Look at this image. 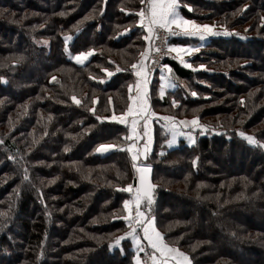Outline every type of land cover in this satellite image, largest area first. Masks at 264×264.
<instances>
[{
	"label": "trees",
	"instance_id": "trees-1",
	"mask_svg": "<svg viewBox=\"0 0 264 264\" xmlns=\"http://www.w3.org/2000/svg\"><path fill=\"white\" fill-rule=\"evenodd\" d=\"M179 4L183 17L233 35L196 43L189 63L206 70L165 61L175 89L163 98L151 81L154 111L175 99L161 115L195 116L207 126L191 145L181 139L173 147L168 130L154 127L152 149L137 161L152 169L151 215L191 264H264V149L237 135L264 143V0ZM142 6L0 0V264H133L130 240L114 243L129 230L122 217L130 195L118 189L136 184L126 128L96 117L127 109L130 65L146 45L136 23ZM89 49L84 64L71 58ZM102 143L118 147L97 152Z\"/></svg>",
	"mask_w": 264,
	"mask_h": 264
},
{
	"label": "snow or ice",
	"instance_id": "snow-or-ice-1",
	"mask_svg": "<svg viewBox=\"0 0 264 264\" xmlns=\"http://www.w3.org/2000/svg\"><path fill=\"white\" fill-rule=\"evenodd\" d=\"M141 4H145V7L142 8L139 12L136 13L137 16L140 17L136 23L143 29L147 35L143 36V39L147 42V47L141 52V59L135 63H131L130 70L132 74L137 78L135 82V90L136 95H131L133 85H129V101H131L127 109L124 110L119 115L113 113L111 116L101 117L97 116L96 119L99 121L109 120L114 121L120 124H124L128 126V135L125 137L126 140L131 141V143L126 145V150L130 154L131 159L133 161V168L138 173V180L133 187V185L129 184L122 189H118L121 191H125L131 194L132 199H125L123 201L124 211L129 213V215H125L122 218L128 222L130 231L126 232L124 236L117 237L115 240V244L119 245L121 240L125 237H131L134 246L137 249V254L132 257L133 264H141V260L139 259V252H144L145 248L141 244V239L139 234L137 233V228H139L143 232V239L147 241L148 247L153 250L151 260L152 264H191L189 257L180 251L176 247L170 246L165 242L163 235L157 230L155 226V218L151 215V206L154 201L153 189L154 185L149 180V174L151 171V166L148 164L140 163L137 164V161L140 160L141 156L147 157L149 146L147 141L145 142L143 149H141L137 145V140L141 136V133L137 130L141 121H143L144 132L143 135H148V125L149 121L155 117V113L150 111L149 104V94H148V85H149V65L145 63L148 61L149 63L159 64L158 60H154L151 58L149 53L155 52L160 55H169L171 53H176V57L179 59L185 53H191L195 49L184 46V45H170L165 44L163 48L161 46H157L155 44L156 39H158L157 32L158 30H163L166 34L174 36L178 34H182L184 36L193 37L199 36L201 40L204 39L205 33L219 34L213 32V26L209 25H200L196 24L194 21L189 20L182 15H180L178 8L180 6L179 0H140ZM187 6V5H185ZM123 10V9H122ZM191 10V9H189ZM63 15V13H61ZM85 20L90 19V17H85ZM127 31V29H125ZM71 37L65 36V42ZM47 43V41H44ZM92 49L88 51H80L78 54L72 56L71 58L77 64H84L86 60H88L89 56L93 54ZM18 60L23 59V57H18ZM181 63L184 61L181 59ZM189 66V65H186ZM160 95L163 97L165 95L166 88H174L175 84L172 82V78L170 75L166 76L164 74V70L167 69L169 73H171V68L167 64H160ZM203 67V65H201ZM128 69H120L117 67L116 71H121ZM107 76H112L113 73L104 70ZM93 78L90 76V79ZM55 76L52 77V80H55ZM103 82V81H101ZM193 96L197 95V93L193 92ZM72 102L80 105L81 100L77 99L75 95L71 97ZM93 108H89V111L94 112V106L96 104V100L92 101ZM178 101L175 99L172 100V107H176ZM241 104H243V100H241ZM25 110L27 105L24 106ZM95 114V113H94ZM48 119H51L49 116ZM163 121H165V126L168 128L171 139H169L168 143H175V137L180 134V127H188L192 126L193 130L199 128L201 130V134L207 130V126L200 125L197 117H193L190 121L183 120L177 121L173 116H162L160 117ZM187 135V134H185ZM237 135L241 136L245 139L249 144L253 146H258L264 149V143L257 141L253 136L246 135L242 131H237ZM75 139V137H73ZM35 142V141H34ZM189 142L194 143V138L189 136ZM118 147V145L113 144H100L97 148V152H106L109 149ZM66 152L68 151V147L65 146L64 149ZM121 150H124L121 148ZM11 158V157H10ZM195 161H193V165L195 166ZM25 180L28 179L27 174L24 177ZM51 182V181H49ZM134 207V215L133 212ZM6 215L5 213H0V216ZM109 247H113L112 244ZM157 253L159 255H157Z\"/></svg>",
	"mask_w": 264,
	"mask_h": 264
},
{
	"label": "crops",
	"instance_id": "crops-1",
	"mask_svg": "<svg viewBox=\"0 0 264 264\" xmlns=\"http://www.w3.org/2000/svg\"><path fill=\"white\" fill-rule=\"evenodd\" d=\"M145 7V4H143V6H142V8H144ZM141 10V9H140ZM178 11H179V8H178ZM180 13V12H179ZM181 15V14H180ZM139 19H140V17H139ZM190 20V19H189ZM192 21H194V20H192ZM195 22V21H194ZM196 24H198L197 22H195ZM201 25V24H200ZM204 25H208V24H204ZM214 32V31H213ZM206 34V35H205ZM204 34V39L203 40H201L200 38H199V36H193V37H188V36H184V35H182V34H180V36L178 37V38H176V39H173L171 42H170V45H184V46H188V47H191V48H193V49H195L194 51H192L191 53H185V54H183L179 59L176 57V53H172V58L171 59H173L174 61H176V62H178L182 67H184V68H189L190 67V63H189V59L191 58V54H194V52H196V51H198V47H199V45L198 44H201L203 41H205V39L208 37V35H212V33H205ZM178 40H182V41H185L184 43H178V42H176V41H178ZM195 41V42H194ZM196 43H198V44H196ZM147 46L145 45L144 46V49L146 48ZM144 49H143V51H144ZM142 51V52H143ZM141 59V55H140V58L138 59V61ZM181 59L184 61V63H181L180 61H181ZM186 65H189V66H186ZM164 74L166 75V76H168V75H170V73L167 71V69H165L164 70ZM160 75H161V72L159 71L158 73H150V76H149V85H148V94H149V104H150V111L151 112H153V113H155L156 115H155V117H153L150 121H149V125H148V129H149V131H148V135L147 136H144L143 135V132H144V127H143V121H141V123H140V125H139V127H138V131L141 133V136L138 138V140H137V145L141 148V149H143V146H144V144H145V142L147 141V143H148V146H149V151H148V154L150 153V151H151V149H152V146H153V136H154V127L156 126V125H158V126H161V127H163V128H165L166 130H168V128L165 126V121H163L162 119H160V117H162V116H164V115H161V114H159V113H157V112H155L154 110H153V108L151 107V100H152V98L150 97L151 96V81L153 80V79H156L157 80V83H158V87H156V93H157V96L159 97V98H163V97H161V95H160V84H161V81H160ZM136 77L134 76V81H133V89H132V92H131V95H133V96H135L136 95V90H135V82H136ZM173 82V81H172ZM174 88H166L165 89V93L166 92H169V91H172ZM131 101H129V103H130ZM128 103V104H129ZM179 121H183V120H179ZM179 121H177V123L179 122ZM120 124V123H119ZM121 125H123L125 128H126V135H125V137L128 135V131H129V129H128V126L127 125H124V124H121ZM182 128H184L183 126H181L180 127V129H179V131H180V134H178L176 137H175V143H173V144H171V146L169 145V143H168V141H169V139H171L170 137H171V134H170V132H169V130H168V141H167V144L170 146V147H173V146H175L178 142H179V140H181L182 139V135L184 134V132H183V129ZM185 129H186V127H185ZM186 131V130H185ZM127 142V144H129V143H131V141H128V140H126ZM126 144V145H127ZM191 145V144H190ZM125 149H126V146H125ZM126 152H127V150H126ZM128 153V152H127ZM147 154V155H148ZM128 155H129V157H130V159H131V156H130V154L128 153ZM143 157L144 156H141L140 157V159H143ZM139 161V160H138ZM131 162H132V165H133V161H132V159H131ZM138 163V162H137ZM130 199H132V196L130 197ZM129 199V200H130ZM141 244L142 243H144V244H147L148 245V243H147V241L146 240H144L143 239V235L141 236ZM133 244V243H132ZM134 245V244H133ZM150 248V247H149ZM135 250V249H134ZM152 250V249H151ZM136 251V250H135ZM150 251V250H149ZM137 252V251H136ZM153 253V250L152 251H150L149 253ZM152 253H151V255H152ZM158 254V253H157ZM159 255V254H158ZM139 259H141L140 257H139ZM142 260V259H141Z\"/></svg>",
	"mask_w": 264,
	"mask_h": 264
},
{
	"label": "rangeland",
	"instance_id": "rangeland-1",
	"mask_svg": "<svg viewBox=\"0 0 264 264\" xmlns=\"http://www.w3.org/2000/svg\"><path fill=\"white\" fill-rule=\"evenodd\" d=\"M189 8H190V6H189ZM191 9V8H190ZM140 11V10H139ZM201 25H204V24H201ZM215 25V24H214ZM214 25H209V26H214ZM130 27V25H128L127 27H126V29H128ZM213 31H214V33H219V34H212L211 36L210 35H208V37H210V38H218V37H229L230 38V36L231 35H233V33L232 32H228V31H231L230 29H228L227 27H225V26H219V25H215L214 27H213ZM206 35V34H205ZM214 35V36H213ZM208 37L205 39V40H207L208 39ZM197 52L198 51H196V52H194V54H197ZM199 53V52H198ZM140 54H141V52H140ZM140 54L139 55H137L136 56V61L140 58ZM193 56V54H191V57ZM135 61V62H136ZM191 65V64H190ZM193 65V66H192ZM191 65V67H190V69H194V67H195V70H197V71H199V70H206L207 69V66H206V64L204 63V62H202V61H196L194 64H192ZM201 65H203V67H201ZM197 81H201V79L200 78H195ZM180 83L181 84H183V85H186L185 84V81H181L180 80ZM133 83H131V85H132ZM203 85H207V83L206 82H203L202 83ZM191 85L190 86H188V89H190L191 90ZM175 89V88H174ZM173 91V90H172ZM128 92H129V89H128ZM193 92H195V91H193ZM196 93V92H195ZM129 95H130V92H129ZM197 95H199L198 97L200 98V97H203V98H206L207 96L206 95H204V96H201V94H197ZM196 95V96H197ZM195 96V97H196ZM159 98V97H158ZM171 100V104H172V100L173 99H170ZM129 103V102H128ZM156 106H160L159 105V103H157V105ZM177 107V106H176ZM176 107H172V106H169V108H168V110H169V113H171L172 111H173V108H176ZM167 110V108H161V109H156L155 111L156 112H158V113H160V114H164V115H166L165 113H166V111H168ZM193 117H195V116H187V117H180V118H182V120H188V121H190ZM201 125V124H200ZM183 129V132H184V134L182 135V139L186 142V144L187 145H190V144H192V143H190L189 142V136L190 137H192V138H194V141H195V137H196V134H198L199 133V135H205L206 133H207V130L206 131H204V133L203 134H201V130L199 129V128H196L195 130H193V128H192V126L191 125H189L188 127H186V129H185V127L184 128H182ZM186 130V131H185ZM211 132V131H210ZM209 133V132H208ZM185 134H187V135H185ZM241 137V136H240ZM171 138V137H170ZM242 138V137H241ZM109 150H111V149H109ZM108 150V151H109ZM108 151H106V152H108ZM145 159V157H143V159H140V160H144ZM129 195H130V193H129ZM130 197H131V195H130ZM130 197H129V199H130ZM135 206L133 205V208H134ZM125 215H129V213H127V212H125ZM126 224L128 225V227H129V224H128V222H126ZM128 231H130V227H129V230ZM137 233L139 234V236H140V238H141V236L143 235V232L139 229V228H137ZM129 240H130V242H131V245H132V249H133V251H134V254H137V249H136V247L132 244L133 243V241H132V239H131V237L129 236V237H127ZM142 245L144 246V248H145V251L144 252H139V255H143V259L145 258V255L147 254V255H149L148 254V252H150V251H152L151 250V248H149L148 247V245L147 244H144V243H142ZM136 251H135V250ZM150 250V251H149ZM152 253V252H151ZM151 255V254H150ZM158 255V254H157ZM141 260V259H140ZM141 264H144V260L142 261L141 260ZM173 264H174V262H173Z\"/></svg>",
	"mask_w": 264,
	"mask_h": 264
},
{
	"label": "built area",
	"instance_id": "built-area-1",
	"mask_svg": "<svg viewBox=\"0 0 264 264\" xmlns=\"http://www.w3.org/2000/svg\"><path fill=\"white\" fill-rule=\"evenodd\" d=\"M145 35H147V33H145ZM157 35L159 38L156 39L155 44L157 46H161L162 48L165 44H170L171 40L178 38L180 36V34L174 35V36L168 35L163 30H158ZM145 43H146V46H148L146 41H145ZM149 55L151 58H154V60L159 61V64L149 63L148 61H145V63L149 65V72L150 73H158L160 71L159 65L165 64V61L170 60L172 58V53L169 55H160V54L155 53V52H150ZM131 185H133V187H135L136 184H131ZM132 215H134V208H133ZM143 260H144V264H151L149 255L146 254L145 258L142 259V261Z\"/></svg>",
	"mask_w": 264,
	"mask_h": 264
},
{
	"label": "water",
	"instance_id": "water-1",
	"mask_svg": "<svg viewBox=\"0 0 264 264\" xmlns=\"http://www.w3.org/2000/svg\"><path fill=\"white\" fill-rule=\"evenodd\" d=\"M137 180H138V173L136 172V183H137ZM149 180L152 183V169H151L150 174H149Z\"/></svg>",
	"mask_w": 264,
	"mask_h": 264
}]
</instances>
